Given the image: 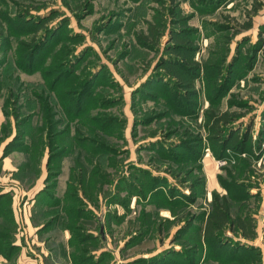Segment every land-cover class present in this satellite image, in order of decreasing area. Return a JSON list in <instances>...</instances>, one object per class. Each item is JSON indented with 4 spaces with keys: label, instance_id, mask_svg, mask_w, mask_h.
Masks as SVG:
<instances>
[{
    "label": "rangeland",
    "instance_id": "374dc122",
    "mask_svg": "<svg viewBox=\"0 0 264 264\" xmlns=\"http://www.w3.org/2000/svg\"><path fill=\"white\" fill-rule=\"evenodd\" d=\"M170 2L0 0L5 264H264V0ZM155 17L163 34L144 44ZM179 27L191 29L197 60L230 38L229 77L217 94L196 81L191 106L158 67ZM212 106L247 132L245 150H227L222 165L206 145ZM234 178L256 236L226 230L231 248L216 261L203 218Z\"/></svg>",
    "mask_w": 264,
    "mask_h": 264
},
{
    "label": "trees",
    "instance_id": "16d2710c",
    "mask_svg": "<svg viewBox=\"0 0 264 264\" xmlns=\"http://www.w3.org/2000/svg\"><path fill=\"white\" fill-rule=\"evenodd\" d=\"M170 1L175 2V0ZM172 13H174V9ZM20 20L23 25H28V22H24L23 17ZM164 20L162 22L155 17L154 23L147 22L148 32L138 36L139 41L148 44L147 41L153 40V43L157 44L163 34ZM11 21V18H7L9 25H11ZM170 29L169 43L159 58L158 67L163 69L169 78L167 85L174 90L173 98L183 104H189V106L196 105L198 96L196 81L201 80L209 93L217 94L218 90L223 87L225 77H229L228 70L225 69L224 65L230 38L224 41L220 49L214 50L211 55L202 60H197L195 55L200 51V47L194 42L191 29L184 27ZM204 116L207 132L206 145L215 157H224L227 150L230 149L245 150L248 139L247 132L243 131L240 134L239 129L234 132V124L231 122L234 118L233 114L227 111L220 112L212 106L205 110ZM202 184L203 181L201 180ZM231 186L233 191L228 190V195L220 196L213 193V198L209 204L210 210L203 218L202 242L206 246V251L209 249L211 253H216L217 256L212 258L216 261L221 258L226 250L231 248L228 243L223 242L226 230L248 239L256 236L254 218L251 212L240 206V203L247 197V193L243 192L246 186L238 178L233 179ZM237 187L241 188L242 192H238ZM184 224L185 226L183 225L178 233L180 238L181 234L186 232L185 228L191 227V219H185ZM139 232L131 235L130 242L140 235ZM138 260L137 258L135 261Z\"/></svg>",
    "mask_w": 264,
    "mask_h": 264
},
{
    "label": "crops",
    "instance_id": "0c3cea01",
    "mask_svg": "<svg viewBox=\"0 0 264 264\" xmlns=\"http://www.w3.org/2000/svg\"><path fill=\"white\" fill-rule=\"evenodd\" d=\"M14 243H17V241H15ZM97 256V255H96ZM4 256L2 255V254H0V264H5L3 261H5V259L3 258ZM60 261H61V264H63L62 263V261L64 262V257H63V255H61V257H60ZM37 262H38V260H36V258H35V260L34 259H23V260H17L16 261V263L15 264H37Z\"/></svg>",
    "mask_w": 264,
    "mask_h": 264
},
{
    "label": "built area",
    "instance_id": "2783aa9c",
    "mask_svg": "<svg viewBox=\"0 0 264 264\" xmlns=\"http://www.w3.org/2000/svg\"><path fill=\"white\" fill-rule=\"evenodd\" d=\"M217 165H222L225 163V158H219L217 161H216Z\"/></svg>",
    "mask_w": 264,
    "mask_h": 264
}]
</instances>
